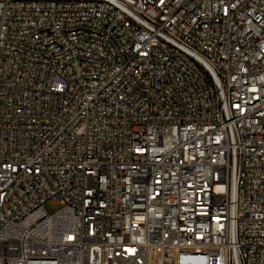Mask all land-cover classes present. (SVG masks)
Instances as JSON below:
<instances>
[{
    "label": "built area",
    "instance_id": "1",
    "mask_svg": "<svg viewBox=\"0 0 264 264\" xmlns=\"http://www.w3.org/2000/svg\"><path fill=\"white\" fill-rule=\"evenodd\" d=\"M0 264H264V0H0Z\"/></svg>",
    "mask_w": 264,
    "mask_h": 264
},
{
    "label": "rangeland",
    "instance_id": "2",
    "mask_svg": "<svg viewBox=\"0 0 264 264\" xmlns=\"http://www.w3.org/2000/svg\"><path fill=\"white\" fill-rule=\"evenodd\" d=\"M62 204L56 200H53V201H49L47 204H46V209L49 213L53 214L55 212H57L59 209L62 208Z\"/></svg>",
    "mask_w": 264,
    "mask_h": 264
}]
</instances>
